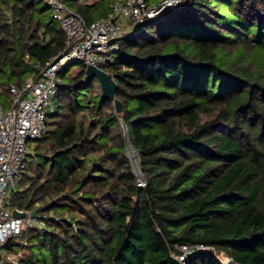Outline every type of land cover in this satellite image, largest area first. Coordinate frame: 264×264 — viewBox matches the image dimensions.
I'll use <instances>...</instances> for the list:
<instances>
[{
	"label": "trees",
	"instance_id": "1",
	"mask_svg": "<svg viewBox=\"0 0 264 264\" xmlns=\"http://www.w3.org/2000/svg\"><path fill=\"white\" fill-rule=\"evenodd\" d=\"M42 1L0 0L5 110L11 85L66 53ZM117 1L68 5L91 23ZM86 68L61 69L46 133L11 189L10 209L41 218L21 264H183V245L210 248L185 264H264V0H184L137 23L102 66L121 113Z\"/></svg>",
	"mask_w": 264,
	"mask_h": 264
},
{
	"label": "built area",
	"instance_id": "2",
	"mask_svg": "<svg viewBox=\"0 0 264 264\" xmlns=\"http://www.w3.org/2000/svg\"><path fill=\"white\" fill-rule=\"evenodd\" d=\"M51 8L52 18L60 25L67 39L66 53L52 62L36 65L38 75L26 80L22 87L10 86L12 107L5 110L0 105V264H21L23 257L21 246L26 245L22 236L31 227L41 226L39 215L32 216L31 211L21 218L14 217L9 208L11 189L15 186L26 161L33 149L29 145L46 133V120L55 110V97L62 84L61 69L70 61H78L86 67L102 69L107 62L114 61L120 49V39L133 31L135 25L153 18L164 10H175L184 0H163L148 6L146 0H120L111 6L106 17L91 23L75 12L69 2L76 1L87 5L93 0H43ZM137 185L145 187L146 181L139 165L138 154ZM11 239L12 249L5 248ZM202 245L180 247L181 254L176 258L185 264L189 254L208 251ZM221 264H235L231 258L217 256Z\"/></svg>",
	"mask_w": 264,
	"mask_h": 264
},
{
	"label": "water",
	"instance_id": "3",
	"mask_svg": "<svg viewBox=\"0 0 264 264\" xmlns=\"http://www.w3.org/2000/svg\"><path fill=\"white\" fill-rule=\"evenodd\" d=\"M93 78H98L102 87L103 97L107 100L113 101L115 103L116 113H121L123 111V105L116 100V90L117 83L115 79L108 74L105 70L96 68L94 66H88L86 68V80L90 81ZM14 217L21 218L24 217V213H20L18 210L13 211ZM32 216H36V212L32 213ZM13 243L11 239L5 244V248L12 249Z\"/></svg>",
	"mask_w": 264,
	"mask_h": 264
},
{
	"label": "rangeland",
	"instance_id": "4",
	"mask_svg": "<svg viewBox=\"0 0 264 264\" xmlns=\"http://www.w3.org/2000/svg\"><path fill=\"white\" fill-rule=\"evenodd\" d=\"M94 1H98V0H94ZM42 4H45L44 1H42ZM80 67V64L77 62H74L72 64H70L68 70L73 72L74 70L78 69ZM95 85H99L98 81H96ZM34 141L30 142L29 145L31 147H34ZM127 156L131 161L132 167H133V171L136 173L138 171V158L137 156H135L132 152V150L130 148L127 149ZM32 157L30 156L28 159L30 160ZM194 254H189L188 258H191Z\"/></svg>",
	"mask_w": 264,
	"mask_h": 264
},
{
	"label": "crops",
	"instance_id": "5",
	"mask_svg": "<svg viewBox=\"0 0 264 264\" xmlns=\"http://www.w3.org/2000/svg\"><path fill=\"white\" fill-rule=\"evenodd\" d=\"M93 1H94V0H93ZM93 1H92V2H93ZM92 2H91V3H92ZM89 4H90V3H89ZM33 148H34V147H32V149H33Z\"/></svg>",
	"mask_w": 264,
	"mask_h": 264
}]
</instances>
